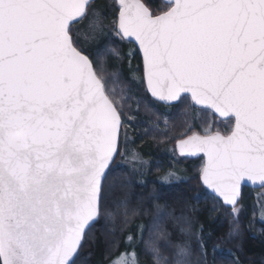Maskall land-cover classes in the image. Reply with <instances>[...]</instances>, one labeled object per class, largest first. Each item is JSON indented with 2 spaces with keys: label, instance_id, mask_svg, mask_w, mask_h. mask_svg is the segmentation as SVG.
Returning a JSON list of instances; mask_svg holds the SVG:
<instances>
[{
  "label": "snow or ice",
  "instance_id": "snow-or-ice-1",
  "mask_svg": "<svg viewBox=\"0 0 264 264\" xmlns=\"http://www.w3.org/2000/svg\"><path fill=\"white\" fill-rule=\"evenodd\" d=\"M166 4L0 0V264H78L87 230L124 207L105 205L133 119L103 75L105 53H120L85 48L76 27L85 20L94 37L138 45L140 80L155 101L199 106L227 126L205 123L176 145L181 156L203 154L200 179L220 207L238 219L242 185L264 187V0ZM145 231L129 234L111 264H139L141 250L155 264H191L184 229L175 240L163 233L168 256ZM200 248L197 264H207L205 241Z\"/></svg>",
  "mask_w": 264,
  "mask_h": 264
},
{
  "label": "trees",
  "instance_id": "trees-1",
  "mask_svg": "<svg viewBox=\"0 0 264 264\" xmlns=\"http://www.w3.org/2000/svg\"><path fill=\"white\" fill-rule=\"evenodd\" d=\"M148 2L157 12L167 7L162 0H148ZM97 3L111 4L112 0H97ZM105 19H113V16L109 14ZM107 47L117 49L120 57L116 58L110 53H105L104 59L108 70L103 75L106 87L110 88L109 80L114 84L113 73L118 72L120 81L125 85L130 82L133 84L131 86L133 90L130 91L138 93L137 88L140 83L135 79L136 72H139L138 75L143 72L138 50L132 43L119 40L113 43L104 38L100 39L92 49L98 48L103 51ZM132 63L139 67L138 70L134 67L136 72L127 69V64L130 68ZM111 98L120 105L113 96ZM128 101L127 104L131 109L129 116L133 117L132 129L148 142V149L153 158L150 166L143 167L146 169L144 176L143 169L141 174L136 171L134 164L141 165L139 162L131 165L119 164L121 152L126 145L121 143L120 155L113 165L119 167L105 184V205L108 210L114 209L117 204H122L124 207L114 220L102 216L88 230L78 264L111 263L120 253L129 250L125 245V238L138 231L140 225L146 229L145 239L150 236L155 239L164 256H168L169 251L163 247L166 243L163 233L170 234L169 238L175 240L181 235V229H184L183 238L191 246V264H197L200 259L201 240L207 244V264H237V261L238 264H264V221L260 219L261 204L256 191L249 187L242 189L240 203L243 209L235 220L229 214L230 209L225 210L220 207L200 184L199 173L203 156L186 162H179L180 159H176L174 155L172 157L176 161L172 157L165 161L162 158L169 155L167 151L169 148L166 146L168 139L170 142H175L182 135L180 132L182 127L179 126L189 124L188 127L199 131L205 123L210 124L212 119L218 118L196 107H191L190 112L189 108L179 109L182 104L175 107L161 105L146 92H140L138 96L130 95ZM193 110L200 111L199 117L193 114ZM164 119L169 120V126L165 125ZM226 127L222 124V130ZM130 136L131 134L128 138ZM129 146L130 150H133V144ZM177 164L181 165L183 176L172 182H162V178L169 171L178 169ZM214 207L217 211H212ZM125 209L127 217L123 215ZM139 262L155 264L153 256L143 250L140 251Z\"/></svg>",
  "mask_w": 264,
  "mask_h": 264
},
{
  "label": "rangeland",
  "instance_id": "rangeland-1",
  "mask_svg": "<svg viewBox=\"0 0 264 264\" xmlns=\"http://www.w3.org/2000/svg\"><path fill=\"white\" fill-rule=\"evenodd\" d=\"M102 15H103V13H102ZM111 21H112V19H110V20L103 19V25H104V27H105L106 30H109L110 29V27H111ZM88 24H89V21L85 20L81 24L77 25L76 27L80 30V39H81V43L83 44V46L85 48H87V49H92V47H94L98 43V41L100 39H102L103 37L102 36H99V35H96L94 37L93 33L91 32V30L88 27ZM129 63H130V60H129ZM134 67L136 68V70H138V68H139L137 66V64H135V63L134 64L132 63V65L130 64V68H129L128 64H127V69L130 72L131 71L136 72L134 70ZM138 73L136 72V74H137L136 77L137 78H135L136 81H138L140 83V86L137 88V92L138 93H140V92L141 93H144L145 92V85L142 84L141 81L139 80L141 78V76H143V72L140 75H138ZM113 77H114V84L109 80V84H110L109 85L110 86L109 92H110L111 96H113L116 99V101H118L119 104H122L124 106L127 114L129 115L130 114L129 111H128L129 106H128L127 103L129 102L128 100L130 98V95H131V97L133 95H137L138 96V93H134V91H129L131 89L133 90V88L131 87L133 84H131L130 82H128V84L125 85V84H123L120 81V79L118 78V76H115L114 75ZM129 93H130V95H129ZM125 96H127L128 98L125 99ZM186 108H189V111L191 112V107H189L187 104H182L181 107H179V109H181V110H184ZM199 113H200L199 110H193V114L196 117H199ZM165 117H168V116H165ZM172 117H174V116H172ZM168 122H169L168 119H164L165 125H168L169 124ZM210 124L214 128H219L221 131H223L222 130V124L220 123V119H212V121L210 122ZM185 126H187V127H185ZM188 126H189V124L188 125L183 124V125L179 126V127H182V129L180 131L182 133V135L178 139H176L175 142H170L169 139L166 142V146H167V148H169L167 150L169 152V155L168 154L166 155L167 158H170V157H172V155H174V157L176 159L177 158L180 159L179 162H186L189 159H195V158H189V159L181 158L178 155V152L176 150V142L179 139L186 138V136L187 135H190L192 131H198L197 129H194L193 127H188ZM190 129H191V131H190ZM127 130H128L127 131V143H126V145H124V149L121 152V158H120L119 164L121 163V164L131 165V164H134V162H136V163L139 162V163H141V165L134 164V165H136L135 166L136 167V171L139 172L140 174L144 172L143 175L146 176L145 175L146 174V169H143V167L145 165L146 166H150L149 164H151L150 162H151V160L153 158L151 156V152H149V149H148V147H149L148 146V142L143 137H140L138 135V133L137 134L135 133L136 131H134V129H132L131 121H130V126L128 127ZM130 134H131V136H130V138H128V135H130ZM131 143L133 144V150H130L129 144H131ZM166 156H164V157H166ZM174 157H172V158L174 159ZM177 167H178V169H177L178 171L177 170L172 171L175 174L176 173L177 174L174 177L170 178L168 181L176 180L179 177H182L183 176V174L181 173L182 168H180L181 165L180 164H177ZM142 169L144 170L143 172H141ZM199 180H200V177H199ZM256 196L260 200V204H261V206H260V212H259L260 213V219L262 221H264V219L261 218V210H262V208H264V187L263 188H260L258 191H256ZM238 207L241 209L240 212H239V214H240L241 211H242V209H243V205H241V203H240L238 205ZM232 229H233V227H232ZM234 232H236V231H234ZM229 240H231L230 237H229ZM109 264H111V263H109ZM139 264H140V262H139Z\"/></svg>",
  "mask_w": 264,
  "mask_h": 264
},
{
  "label": "water",
  "instance_id": "water-1",
  "mask_svg": "<svg viewBox=\"0 0 264 264\" xmlns=\"http://www.w3.org/2000/svg\"><path fill=\"white\" fill-rule=\"evenodd\" d=\"M162 1H164L165 3H166V0H162ZM133 44L136 46V49H138L139 50V47H138V45L135 43V42H133ZM139 53H140V56H141V60H142V63H143V59H142V53L140 52V50H139ZM149 94V96L151 97V95H150V93H148ZM152 98V97H151ZM154 99V98H153ZM155 100V99H154ZM160 103V102H159ZM160 104H162V103H160ZM163 105V104H162ZM199 106H197V108H198ZM178 142V141H177ZM177 142H176V145H177ZM176 150H177V152H178V154L180 155V153H179V149L177 148V146H176ZM200 155H202L203 156V154H199V156H196V157H193V156H181V157H183V158H187V159H189V158H197V157H200ZM118 156V155H117ZM117 156L115 157V160H116V158H117ZM205 159V158H204ZM200 183L202 184V181H201V179H200ZM203 185V184H202ZM204 186V185H203ZM243 187H250V188H252V189H254V190H258L259 188H262V186H260L258 183L256 184V185H253V184H251L250 182H245L243 185H242V188ZM204 188L206 189V186H204ZM208 192L210 191V190H208V189H206ZM99 221V220H98ZM97 221V222H98ZM96 223H94L92 226H94ZM91 226V227H92ZM90 227V228H91ZM89 228V229H90ZM88 229V230H89ZM88 230H87V232H88Z\"/></svg>",
  "mask_w": 264,
  "mask_h": 264
},
{
  "label": "bare ground",
  "instance_id": "bare-ground-1",
  "mask_svg": "<svg viewBox=\"0 0 264 264\" xmlns=\"http://www.w3.org/2000/svg\"><path fill=\"white\" fill-rule=\"evenodd\" d=\"M163 158V160L165 161V160H168L167 159V157H162ZM167 162V161H166ZM169 164V163H168ZM180 178V177H179ZM176 180H178V179H176ZM172 181H174V180H171V181H167V182H172Z\"/></svg>",
  "mask_w": 264,
  "mask_h": 264
}]
</instances>
